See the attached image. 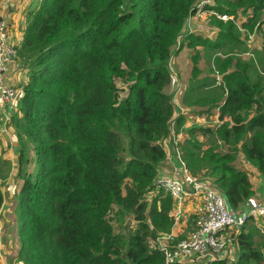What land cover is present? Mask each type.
<instances>
[{"label": "trees", "instance_id": "obj_1", "mask_svg": "<svg viewBox=\"0 0 264 264\" xmlns=\"http://www.w3.org/2000/svg\"><path fill=\"white\" fill-rule=\"evenodd\" d=\"M198 1L41 0L27 12L15 46L27 81L9 119L23 219L15 264H164L156 238L172 230V201L147 194L166 162L164 141L186 120L168 92L169 62L185 38L188 48L212 53L216 77L195 79L194 65L181 105L219 121L188 133L222 142L199 157L192 142L185 165L194 177L211 174L233 213L255 196L238 160L264 178L262 81L250 75L253 57L244 61L236 51L242 34L264 43V0H217L214 11L233 21L211 17L214 40L190 35L178 47ZM3 204L0 191V210ZM113 219L133 226L125 232ZM259 228L252 218L241 227L235 263L201 264H264L254 241L264 239Z\"/></svg>", "mask_w": 264, "mask_h": 264}, {"label": "built area", "instance_id": "obj_2", "mask_svg": "<svg viewBox=\"0 0 264 264\" xmlns=\"http://www.w3.org/2000/svg\"><path fill=\"white\" fill-rule=\"evenodd\" d=\"M8 1L4 0L0 5V108L12 106L21 96L20 89L5 83L7 66L18 59L15 45L5 35V22L2 19L3 6L5 7ZM216 1L199 0L194 13L185 21V29L188 32L192 30L190 24L192 17L201 19L209 15L222 22L233 21L232 17L214 11ZM234 23L242 31L239 24L236 21ZM183 34L184 32L179 36L177 46ZM179 111L184 113L182 110ZM176 160L180 165L182 177L165 176L159 171L147 195L151 198L157 193H163L169 197L173 206L171 216L176 221L181 217L182 204L188 198L200 200L203 211L196 219L195 230L188 237L175 241V236L171 233L159 235L156 238L157 251L163 256L164 264H201L223 259L229 261L227 253L231 248L235 252L236 239L241 227L248 218L263 220L264 206H254L248 212H231L226 199L212 181L192 176L179 153H176Z\"/></svg>", "mask_w": 264, "mask_h": 264}, {"label": "crops", "instance_id": "obj_3", "mask_svg": "<svg viewBox=\"0 0 264 264\" xmlns=\"http://www.w3.org/2000/svg\"><path fill=\"white\" fill-rule=\"evenodd\" d=\"M4 0H0V5ZM32 0H9L8 3L3 6L2 19L5 22V35L8 37L10 42L17 46L22 40L23 31L26 25L27 12L31 10ZM210 16L205 15L201 19H196L192 17L190 19L191 31L188 32L185 27H183L182 33L183 38L192 35V37L208 38L210 34H214L212 28L209 26ZM211 39V38H210ZM184 49L178 53L176 56L171 58L173 66H169L170 72L173 76L184 71L183 66V55L186 51L190 52L188 46L192 44L191 39L185 38L183 40ZM179 47V45H178ZM187 48V49H186ZM196 51L200 50L201 54L204 48L200 46L195 47ZM211 52L205 51L203 56L210 57ZM211 58V57H210ZM170 60V61H171ZM198 66L205 67V65ZM210 68H212V62L210 63ZM22 75L20 83H18V78ZM27 70L26 66L22 60L18 57L17 60L12 62L6 68L5 72V83L8 85L15 86L16 88H21L27 81ZM205 77L214 78L216 76H202L199 75L198 78L202 79ZM176 106V115L180 114L179 110H182L185 114L192 113L196 109H190L184 106H178V101H174ZM16 103L10 107L0 108V191L4 196V204L0 210V264H15L14 258L18 251V246L16 244V239L14 237V226L15 222L12 217L11 209L14 206L13 196L18 190V185L14 182V177L16 174V163L18 157V146L15 141V135L10 127L9 119L11 115L16 112ZM186 131H182L179 127L178 131L173 127L170 137L165 141V151H166V162L161 167L160 172L165 176H180L182 177L181 168L175 157L176 142L182 143V138L186 136ZM178 147V145H177ZM255 178V184L253 183L255 189V196L249 200L238 212H248L251 208L257 205L264 206V178ZM159 205V204H158ZM173 209V206H172ZM203 211V205L200 200L196 198H188L182 204V215L176 221L174 220V225L171 230V234L176 237H181L182 239L188 237L195 228V222L199 214ZM172 213V212H171ZM170 213V216H171ZM172 217V216H171ZM260 224V234H264V219L256 220ZM256 247L261 251L264 256V239L260 238V235L254 237ZM15 252L13 253V251ZM231 252V251H230ZM226 257V255H225ZM227 258L229 261L234 262L236 258H232L231 254L227 253Z\"/></svg>", "mask_w": 264, "mask_h": 264}, {"label": "rangeland", "instance_id": "obj_4", "mask_svg": "<svg viewBox=\"0 0 264 264\" xmlns=\"http://www.w3.org/2000/svg\"><path fill=\"white\" fill-rule=\"evenodd\" d=\"M41 0H32V5H31V10H34L35 8H37L40 4ZM241 18V17H240ZM264 18V15H263ZM244 39V43H242L240 46L241 49L239 48L236 52L242 54V60L249 62V58H252L255 60V63L251 62V65L254 67L253 72L250 74L253 80H261V84H262V95L261 98L264 101V72H263V67H264V43L262 42V40L260 39V37L258 35H256L255 33L253 34H248L247 37L245 38V34H242ZM208 38H211V40H214L215 35L214 34H210L208 36ZM187 49V48H186ZM188 49H190V52L186 51L185 55H183V66H184V71L182 73L178 71V73L176 72V76L173 77V83H172V87L170 89H168V92L173 95V100L174 101H178V106H182L181 105V98L183 96V94L187 91V89L189 88V84L191 83L192 80H194L193 75H192V69L193 66L196 65L197 70L199 71V74L196 75L195 79L199 76H210L211 74L213 75V71L210 68V63L212 62V57H205L203 56V54L205 53L204 51L198 50L196 51V49L194 47H189ZM196 52L199 53V55L196 57ZM219 53L223 54L224 52L219 51ZM239 54V55H240ZM252 56V57H251ZM200 63V65H205V67H199L198 64ZM169 65L173 66V62L172 60L169 62ZM216 76V75H215ZM218 76V75H217ZM22 79V75L18 78V83H20ZM174 84V85H173ZM172 91V93H171ZM200 107L196 108V110L192 113H186L185 117L186 120L184 122V124L180 127L182 131H186V136H184L182 138V143H178L176 142V151H175V157H176V153H179L181 160L184 162L183 158H182V154L185 152L186 149H190L191 148V144L192 142H195L198 144L199 148L195 150V153L197 155H195V157H199L202 155V152L212 148L214 146H221L220 144H222L221 141H219V139L217 137H211V138H206V137H202L199 135H195V137H191L188 133V131L192 128H196V127H213L215 125H217L219 123L218 121V116H215V113H213V115L209 116V114H201V110L199 109ZM168 139V138H167ZM166 139V140H167ZM165 140V141H166ZM164 141V143H165ZM178 145V147H177ZM165 146V145H164ZM222 151V149H219ZM185 163V162H184ZM239 163V168L244 169L245 171L249 172L250 174H252V182L255 184V178L257 177L259 178L258 175H256V172L254 171L253 167L249 166L242 158H240L238 160ZM255 175V176H254ZM202 178H206L209 181H213L214 177L211 176V174H205L204 177ZM260 179V178H259ZM19 186H18V190L15 192L14 196H13V208L11 209V213H12V217L14 219L15 222V226H14V237L16 239V244L19 247V241H18V237H19V228L23 222L22 219V212L20 209L17 208V204L19 202ZM114 222V224L118 227V228H122L124 229L125 232L128 231V229L130 227L133 226V222L131 220H126L125 222H117L115 221V219H113L112 223ZM256 236V235H255ZM259 236V235H258ZM15 252V250L13 251V253ZM232 256V258L235 257V252L233 250V248H231V252H229ZM203 262V261H202ZM235 263V262H232Z\"/></svg>", "mask_w": 264, "mask_h": 264}]
</instances>
